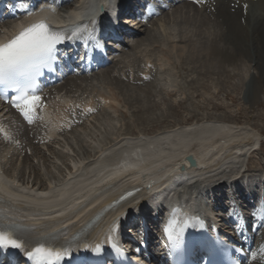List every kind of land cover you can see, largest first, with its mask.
Instances as JSON below:
<instances>
[{"label":"bare ground","instance_id":"1","mask_svg":"<svg viewBox=\"0 0 264 264\" xmlns=\"http://www.w3.org/2000/svg\"><path fill=\"white\" fill-rule=\"evenodd\" d=\"M51 1L52 0H49L48 3L45 2V4L42 6L43 8L39 12L37 11L35 13H29L24 17H20L19 21L14 19L10 20L9 23H5L2 26L4 32H0V42H5L11 37L10 34L20 30L22 27L26 26L32 21H37L39 18H47L55 25L74 24L80 20H84L85 18H90L86 22V32L82 30L83 34L74 39V41L81 43L82 45L85 44V46L79 50L80 55L84 53L86 47H89L91 54L95 58V63L101 62L103 59H107L110 53L106 52V42L99 35L107 28L117 27L119 14L118 6H120L122 0H109L111 1L112 6L109 9L108 15L105 17H101L99 15L98 5L101 0H80L79 3L73 7H66L63 9L51 7ZM222 1L224 2V0ZM243 1L250 2V8L247 14L244 13L242 7L240 9L239 7L237 8L239 12H242L238 17L239 22L241 18H244L245 22H242L241 20V27L239 26V31H237L238 27L236 25H233L235 30L230 29L233 38H235V42L236 39L240 38V36L243 38V42L241 40V42L239 41V44L236 43V46L240 48L239 52H234L230 49H224L222 47L220 48L219 46V48L213 47V43L216 40V30L219 26L215 17L212 15V13H209L207 9H203V7H195L190 3L191 5L188 4V6L173 12L172 19L171 17L168 18V21L166 20L167 23L165 21L159 23V33H155L154 31L156 30L153 31L154 33L152 31L151 33L148 32L147 34H150L144 38L143 41L135 44V50L130 54L129 60L126 62V66L122 67L118 64L113 68L112 72L100 71L97 74L94 73L96 75L89 74L85 75V77L80 76L78 78H73V84H76L80 80L85 82V85H80L85 87L83 90H85L86 94H88L85 98L79 99L72 97L67 91H65V93L61 89L60 92L56 90L57 88H55L54 92H52L53 95H49L47 97L46 103L39 101V106L36 108V113L39 114L42 122H47L46 125L48 127V136H51L52 134L54 135L58 133V131L72 124L73 119L71 115L73 111H76V104L81 103L82 105H85L86 103H92L94 106H96V96L98 98L105 97L110 99V102L104 101V105L102 106L105 111L100 112L101 116L98 118L99 120L97 124L99 123L100 126L102 125L105 128V132L102 131L103 133L112 135L116 134V122L118 119H120V114H124L123 111H126V113L129 115L130 108L127 107L129 105L124 103V99H126L127 96L137 100L139 99L138 101H141L139 103L144 104V106L148 105L146 99L149 97V94L152 91L165 94L166 96L164 98L168 99L170 102V99L174 100V97L172 96L173 91L178 88L177 85L179 83L176 63H182L183 65L185 64L187 67L190 66V68L199 66L200 70H206V72H209L210 68L214 69L215 72L218 71L216 69L220 68L222 76L225 75L226 64V66H232L234 68L244 70L246 65L244 64L245 66H240L241 61L240 64H238L239 60L243 57V54L247 55L243 51V43L244 46L247 47L248 45H251V48L256 50V37L254 34L256 29H258V32L260 30L259 23H264V11H258V9L255 8V5L258 3V6L264 10V0ZM141 2L142 0H136V4H141ZM149 3L151 6L153 5L157 8H160L159 4L154 3L153 0H149ZM213 3L214 2L211 0V7L212 5H215V12H217L219 6ZM228 8L229 6H227V9ZM234 10H232V20L236 17V12H234ZM154 11L157 10L154 8ZM224 11L225 9H221L222 17L224 15ZM258 15H260V17H258ZM93 20L97 21L96 25L92 24ZM225 20L227 24L226 26L229 28L231 24V17L226 16ZM127 22L128 20H125L119 24L125 26ZM93 31H97L96 38H100V40L93 38L91 42H88L87 35L91 34ZM259 34H262L264 39V29H262V32ZM227 38L230 40L229 34H227ZM97 42L103 47L102 49L93 50L91 48V43ZM177 42L181 43L179 44ZM152 44H158L159 50L152 53L150 56L142 54L141 57V52L138 53L137 49H142V45L148 47ZM108 46L114 47L116 49L120 48L118 44L110 43ZM123 49L124 48L121 50ZM75 50L76 49L70 50L73 52L65 50L64 52L66 54L69 52V55L73 56ZM250 56L251 54L247 55V57ZM137 59H142L143 62H140L136 66ZM104 62L105 61L102 63ZM191 64L194 66H191ZM80 66H84V62L81 59L75 68H79ZM88 67H91V65L88 64ZM125 67H129L130 71L132 72L131 76L134 75L135 69H137V67H142L141 72L145 73V75H151L149 80V85L151 86H148L146 83L145 87L138 88L139 86L136 87L131 84H125L124 82L121 83L120 79L117 78V75L115 74H124ZM60 69L61 68H59V72ZM141 72H138L140 74V80L143 79ZM220 80L215 82V91L217 92L221 89V91L224 92L222 95H227L229 89L231 90L230 93L233 95H236V93H241V90L245 85L244 76H239L237 79V84H234L233 88L229 89H227L225 83L223 84ZM120 88L122 89V94H118ZM238 90L240 92H237ZM39 93L40 91L36 95H39ZM123 104H126L124 108L121 107ZM41 105H43V107ZM67 106L71 107L69 111L64 110ZM36 113H31L30 116L34 117ZM151 114H154V112ZM151 114H149L148 117H150ZM196 118L198 121H193L186 127H181L180 124L177 123L176 130L165 129V131L161 133H152V136L146 134L143 131H138L136 138H123L124 143L121 144V146L109 150L110 153L102 155L103 157L98 159V161H96L97 163H94V165L92 164L93 166H88L87 168L84 167V169H86L84 170V172L86 171V176L82 174L84 177L80 179L78 178L72 180L70 178L67 181L65 180L62 182L57 188H51L50 184H53V182L45 185L39 184L35 181V183H33V187H37V189L40 190H45L48 188L49 193L47 195L39 194V192L31 193L25 191L27 190L25 185L22 186L24 190L20 187H15L12 184V181L7 178V174L4 175L0 171V189L5 191L7 196L12 198L15 203V205H10L8 207L9 210L11 209L9 215H12L13 220H17V215H21V213L17 212L16 207H19L20 211L24 208H22L21 205L17 203V201L34 205V207L24 209L25 215L27 216L36 213H38V215H43L45 210L59 208L57 210H59L60 213L57 215L54 214L51 217L43 218L41 220H33V222L36 221L39 224L35 233H44L52 228L61 227L62 224L65 222H71V220L76 221L73 224H70L67 229L77 231L81 228L80 225L83 222L89 220L98 210L103 208L106 203L117 197L130 183V181L124 180L116 186H113L109 189H104L107 185H111L114 180L118 179L127 172H133L134 174H137V172L144 170H156L158 167L163 165L166 166V169L164 171L158 172L159 174L154 173L153 178L165 176L168 174V171L170 170L169 168L173 170L172 168L176 167L178 162L181 161L189 152H193L195 156H197L204 168H206V166L208 167L209 165H215V163L227 165L230 172L224 174L223 177L226 176V179L224 180L226 183H228L229 179H235V176L239 175L242 171L241 168L244 165L243 160L238 159V156L243 154L241 152L246 150L251 151L253 147L255 148L257 145H259V137H257V133H255L252 129L240 126L238 122L231 118V116L221 115L216 117L206 113L202 118ZM61 119H63V121L65 120L63 125L59 122ZM172 127L173 126H168L167 128ZM73 128L74 127H72V129ZM76 131L79 132L78 135L80 138L82 136L85 137V131L80 130L79 128L76 129ZM106 141L108 140L106 139ZM194 144L196 147H194ZM229 149L233 150V152H229ZM227 151L230 154H228ZM76 167L77 165H74V168ZM203 167L191 169L187 173L190 174L189 176H191L193 180H197L196 177L201 175L202 171L204 170ZM175 173L165 180L163 184L166 186V189L160 191L156 198L147 197L145 192H141L139 197H137V199H141V203H138V205L146 207L148 203H151L153 207H158L161 203L159 201L161 198H164L163 200L165 203H169V201H171V197H166L167 193H177L181 188L184 187V185H186L185 183L187 182L182 176L177 174L175 175ZM69 175H72V171L69 172ZM260 176L263 178L264 172H262ZM200 178L201 177H199V179ZM138 180L139 177H136V181ZM210 181L211 180H208V183L212 185L214 182L212 183ZM208 183L207 186L209 187ZM82 197L89 198L90 200L87 202L88 206L81 208L78 207V202L82 199ZM124 205L125 208H123V210L126 208H131L133 205L132 199L126 202ZM204 206L207 207L206 209L208 211H211V206H207L204 199L194 198L190 204V210L195 213H199V208ZM77 207L78 209L74 210ZM123 210L119 212L115 211L109 214L104 220L106 222L102 226L100 224L94 231H92L90 237L96 238L99 236V233L103 231L102 227L104 225L111 226L112 219L115 216L120 215ZM7 213L8 211L6 214Z\"/></svg>","mask_w":264,"mask_h":264},{"label":"rangeland","instance_id":"2","mask_svg":"<svg viewBox=\"0 0 264 264\" xmlns=\"http://www.w3.org/2000/svg\"><path fill=\"white\" fill-rule=\"evenodd\" d=\"M237 2L238 0H224V2L222 0H217L216 3H213L219 6L218 11L215 12L216 15L213 11H209L212 12V15L215 17L216 22L219 25L216 30V40L213 43V47H222L234 52L240 51V48L236 46V43L239 44V41L241 42V40L243 42V38L240 36L235 42V38H233L230 32V29L235 30L233 25H236L238 27L237 31H239L241 20L242 22L244 20L241 18L239 22L238 17L242 12L238 11V7H236ZM134 3H136V0ZM188 4L191 5L189 2L182 0L176 5H168L167 7L171 6V8L164 11L158 18L156 16L154 19H150L148 16L146 17L147 21L145 22H135L133 24L136 32L135 36L128 39V45L125 46L122 52L118 53V59L114 60L110 65L100 69L99 72H112L113 68L118 64H125L129 60L130 54L135 50V44L143 41L151 31L153 32L156 30L157 32H154L159 33L160 25L158 24L163 21L167 23L168 18L171 17L172 19L173 12L188 6ZM227 6H229L228 9ZM237 6H239L240 9V5L238 4ZM158 8L155 7L156 10H158ZM255 8L260 12L264 11L258 6V3L255 5ZM221 9H225L223 17ZM232 10L236 12V17L233 20ZM226 16L231 17L229 28L226 26ZM258 17H260V15H258ZM259 24L260 30L258 32V29L255 27L256 31L254 34L256 37V50H253L251 45H248L247 47L244 46L243 43L244 53L247 55L251 54L250 57L243 54V57L239 60L238 64H240L241 61L240 66L246 65L244 70L232 66H226V64L225 75L222 76L220 68L216 69L218 70L216 72L212 68H210L209 72H206V70H200L199 66L190 68V66L187 67L185 64L176 63L179 83L177 85L178 88H174L175 90L173 91L172 96L174 97V100L170 99V102L168 99L164 98L166 96L165 94L152 91L146 99L148 105L144 106V104L139 103L141 102L138 101L139 99L137 100L127 96V98L124 99V103L129 105L127 106L130 108L129 115L126 111H123L124 114H120L121 117L116 122V129L118 131L116 130V134L114 135L103 133L105 132V128L102 125L100 126L99 123L97 124L99 120L98 118L101 116L100 112L105 111L98 99H95L98 112L82 118V123L75 125L71 130L64 131L60 134L58 133L52 141H49L46 144L42 143L38 137L40 127H35L33 129H28L27 127L24 128L20 126L16 117L12 118L10 122L15 128L14 136H16L20 142L5 143L0 140V164L3 172L11 178L12 184H33L36 181L39 184L46 185L53 182L52 186L57 188L65 180L67 181L70 178L74 180L84 177L86 174V171L84 172L86 169L82 167L84 161L88 162V165L85 168L93 166L94 163H97L96 161H98V159L103 157L102 155H106L110 153L109 150L121 146V144L124 143L123 138H136L138 131H143L146 134L151 135L152 133H161L165 131V129L176 130L177 123H179L181 127H186L193 121H198L196 117L202 118L206 113L216 117L226 115L231 116V118L238 122L240 126L252 129L257 133V137H259V145L256 146V149L253 147L254 149L252 148L251 151H243L241 152L243 154L238 156V159L243 160L244 165L241 168V173L235 176L236 178H233L234 180L231 178L228 180V183H226L224 180L226 179V176L223 177V175L230 172L229 167L227 165L215 163V165H209L208 167L206 166V168L203 167L204 170L201 175L196 177L197 181L193 183V179H189L185 183L186 185H184L185 187H183V189L186 187H189V189H195L201 185H207L208 180H211L210 182L214 183L212 185L208 184L213 191L212 196H214L215 200V208H213L214 210H211L212 215H216L220 218L225 207H228L227 205L230 200H234L235 203L239 204L241 209L246 210L244 207L247 205V201L253 200L256 197L254 193H257L260 188L264 187V177L262 178V176H260V174L264 172V39L263 35L259 34L262 32V29H264V23L260 22ZM148 32L150 33L147 34ZM227 34L230 35V40H228ZM141 47L142 49H137L138 53L141 52V57L142 54L150 56L152 53L159 50L158 44H152L148 47L142 45ZM136 62L137 66L140 62H143V60L137 59ZM191 66L194 65L191 64ZM139 71H142V67H137V69H135L134 75L131 76V85L136 87L139 86L138 88H141L145 87L147 83L148 86H151L149 85L150 81L139 79ZM125 72L127 77L129 71L126 70ZM239 76H244L245 87L243 86L241 93L233 95L230 93L231 90L229 88H233L234 84H237ZM78 77L80 76L76 75L75 77H70L69 79L64 80L56 87V90L61 92L62 89L64 92L67 91L72 97L79 99L85 98L88 94L83 90L85 87L80 86L85 85V82L80 80L76 84L72 83L74 81L73 78ZM218 80L222 81L223 84L225 83V86L229 89L227 95H222L224 92H222L221 89L217 92L215 91V82ZM120 82L122 83L124 81L120 80ZM124 83L126 84V82ZM121 90V88L119 91L117 90L118 94H122ZM237 92L240 91L238 90ZM123 105L121 106L122 108H124L126 104ZM153 112L154 114H151ZM149 114H151L150 117H148ZM168 126L173 127L167 128ZM78 128L85 131V137L82 136L80 138L78 135L79 132L76 131ZM106 139L108 141H106ZM194 147H196L195 144ZM231 151L233 152V150H230L229 152ZM229 152L227 151L228 154H230ZM74 165H77V167L74 168ZM71 168H74V172L72 175H69ZM169 169L168 174H166L168 176L167 178L174 173L171 168ZM172 169L174 170V168ZM125 175H128L127 180H134L137 177V174L128 172L125 173ZM199 177L201 178L199 179ZM212 186L214 187L211 188ZM22 189L24 190V188ZM26 189L27 190L25 191L31 193L39 192V194L42 195H47L49 193V190H37V187ZM246 193L248 195V200L246 198L243 201V196H245ZM207 200L209 204L213 203L211 202V199Z\"/></svg>","mask_w":264,"mask_h":264},{"label":"snow or ice","instance_id":"3","mask_svg":"<svg viewBox=\"0 0 264 264\" xmlns=\"http://www.w3.org/2000/svg\"><path fill=\"white\" fill-rule=\"evenodd\" d=\"M199 2V0H197ZM246 7V6H245ZM97 24L96 20L92 21ZM86 24L69 25L56 28L46 20H38L22 27L21 30L5 42H0V86L12 89V103L31 122L30 114L39 106L41 97L36 95V78L42 70H54V65L59 59L58 46L73 41L81 36L82 30L86 32ZM93 37L87 35V41ZM102 45L91 43L93 50L102 49ZM89 55L86 48L78 58L83 60ZM123 199V197H122ZM173 220H169L163 228L173 250L182 256L184 241L179 234L173 235ZM35 225H23L15 221L10 223L0 222V250H19L24 257L34 264H69L73 258L71 242L65 241L59 246L37 242L32 246ZM53 239L55 236L53 235ZM94 253L101 254L102 246L97 244ZM139 251V249H137ZM176 264H183L177 259ZM206 264H216L212 253Z\"/></svg>","mask_w":264,"mask_h":264},{"label":"water","instance_id":"4","mask_svg":"<svg viewBox=\"0 0 264 264\" xmlns=\"http://www.w3.org/2000/svg\"><path fill=\"white\" fill-rule=\"evenodd\" d=\"M102 9H103V6H102ZM187 159L191 162V167L192 168H199V167H201V163L199 162V160L197 159V157L195 156L194 153H190L187 156ZM180 167L183 170L186 169V167L184 165H181Z\"/></svg>","mask_w":264,"mask_h":264}]
</instances>
